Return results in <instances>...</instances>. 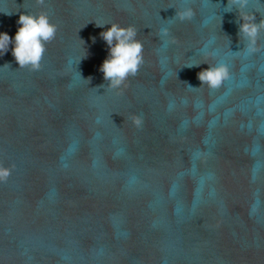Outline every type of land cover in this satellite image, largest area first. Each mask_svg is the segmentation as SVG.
<instances>
[{
    "label": "water",
    "instance_id": "1",
    "mask_svg": "<svg viewBox=\"0 0 264 264\" xmlns=\"http://www.w3.org/2000/svg\"><path fill=\"white\" fill-rule=\"evenodd\" d=\"M187 4L181 22L185 0H0L13 39L21 13L57 26L38 71L11 43L0 54V163L15 165L0 264H264V29L248 53L228 0ZM246 11L264 19V0ZM112 22L143 43L118 90L100 71ZM205 60L228 66L217 89L197 77Z\"/></svg>",
    "mask_w": 264,
    "mask_h": 264
},
{
    "label": "clouds",
    "instance_id": "2",
    "mask_svg": "<svg viewBox=\"0 0 264 264\" xmlns=\"http://www.w3.org/2000/svg\"><path fill=\"white\" fill-rule=\"evenodd\" d=\"M35 2L39 6L45 5V0H35ZM248 3L249 0H228L226 12L233 11V9L237 11L240 42L248 53H253L258 50L257 41L261 30L264 29V19L256 22L255 13L246 11ZM173 7L176 11L172 18L175 20L183 22L191 20L195 15V10L187 4V0H185L184 7ZM18 24L20 26L14 39L7 32H0V54L7 52L11 43L13 45L12 55L19 68L38 71L41 68L46 45L55 38L57 26L50 22L48 13L43 10L36 14L21 13ZM96 25L103 27L106 24L96 23ZM107 25L110 27L102 31L100 35L109 47V55L103 61L100 71L103 73L104 80L108 82L107 88L118 90L122 86H127L125 82L130 76L135 77L144 63L143 43L136 38L138 29L134 25H120L116 22ZM167 31V28L161 29L163 34H167ZM203 63H207L209 66L197 73L201 86L206 85L212 90L219 88L222 82L229 77L228 66L222 62L210 64L206 60ZM199 64H186V66L192 67ZM86 80L89 81L90 78ZM186 87L200 88L187 84ZM129 119L137 127L142 125V117L138 114H131ZM14 167L15 165L5 166L0 163V181L6 182Z\"/></svg>",
    "mask_w": 264,
    "mask_h": 264
}]
</instances>
